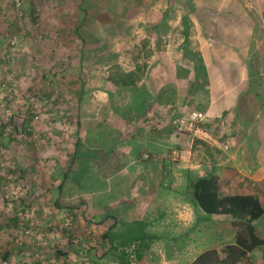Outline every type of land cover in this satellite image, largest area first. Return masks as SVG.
<instances>
[{
	"label": "rangeland",
	"instance_id": "rangeland-1",
	"mask_svg": "<svg viewBox=\"0 0 264 264\" xmlns=\"http://www.w3.org/2000/svg\"><path fill=\"white\" fill-rule=\"evenodd\" d=\"M165 1L0 0V264H93L89 253L98 256L105 247L97 236L125 202H136L130 217H157L160 208L146 206L147 198H134L141 195L136 187L144 181L132 175L134 169L119 181L97 170L96 161L101 163L104 154L113 156L111 162H124L122 153L133 141L126 131L127 114L120 108L129 92L110 79V72L139 65L142 78L149 61L156 74L164 66L166 74L161 75L174 76L181 89H189L187 76L196 59L191 54L198 49L192 33L200 34L204 54L209 46L211 51L215 46L223 49L226 40L229 47L243 46L242 52L248 48L249 58L264 38L263 10L250 0H241L248 13L242 28L239 23L244 21L227 20L229 13L221 20L216 11H231L227 6L239 11V3ZM191 13L198 17L199 30L191 29L196 21ZM151 14L166 15L165 24L157 27L162 35L155 46V32L147 37L150 24L145 17ZM208 15L224 27L207 33ZM175 21L182 27L172 29ZM183 22L190 28L185 39ZM225 53L237 54L232 48ZM163 208V217L147 227L157 238L145 264H187L211 246L217 230L213 215L195 207L197 228L182 232L174 225L175 212ZM261 224L264 217L256 224L258 232ZM90 246L94 250L87 251ZM255 256L250 264H264L261 255Z\"/></svg>",
	"mask_w": 264,
	"mask_h": 264
},
{
	"label": "crops",
	"instance_id": "crops-1",
	"mask_svg": "<svg viewBox=\"0 0 264 264\" xmlns=\"http://www.w3.org/2000/svg\"><path fill=\"white\" fill-rule=\"evenodd\" d=\"M159 1H161L160 4H166L165 0ZM193 2L210 3L212 0H193ZM215 2L218 4L239 3V11L237 7L231 6H227L231 9L229 12L225 11L226 7L216 11L221 13V20H226L223 16L229 13L230 18L227 20L240 19L244 23L240 22L239 27L247 26L248 13L245 9L247 3L241 0ZM250 2L258 5L264 15V0H250ZM213 11L215 12L214 8ZM193 14L191 13V20L196 18V21L190 22L191 29L196 26L197 30L201 25L197 15ZM188 19L190 18L185 20ZM145 20H148L150 24L147 37L155 32L156 39L153 42L155 46L162 35L157 27L165 24L166 15L159 14L157 18L151 14L145 17ZM177 24L175 21L172 29L176 26L182 27V24ZM183 25L185 39L190 28L185 22ZM224 25L210 20L207 33H215L216 31H212L213 28L216 26L222 28ZM220 31L226 32L223 29ZM193 34L198 39L196 44L198 49L191 54H195L196 59L192 60L191 73L187 76V82H190L189 89L186 86L181 89L178 79L174 76L169 78L164 76L166 74L164 66L160 65L156 74L154 63L149 61L144 75L136 86L119 85L121 90L126 88L129 92L126 95V102L122 101L120 108L125 109L127 114L126 131L133 141L128 143L126 150L122 153V156H126L124 166L113 176L119 181L122 180L123 174L127 175L126 172L134 169L132 175L144 180L136 187V192L140 191L141 195L136 193L134 198L136 201L138 198L143 200L147 198L146 206L151 204L152 207L156 206L155 209L160 208L157 217H152L154 219L151 218L149 225L163 217V212H166L163 207H166L168 212H175L174 225L180 227L182 232L194 225L197 228L198 224L195 219V207L182 195L185 187V171L197 175H215L222 194H254L264 206V38H261L254 47L256 60L250 68L247 63L248 48L242 52L243 46L229 47V43L223 40L222 48L228 46L226 51L232 48L238 55L227 54L219 46L212 47L211 51L209 45L208 54H204L201 51L202 43L199 44L200 34ZM188 36L193 37L190 34ZM205 46H207L206 42L203 43V47ZM199 52L202 54L199 55ZM134 68L135 66L132 70ZM163 73L164 75H161ZM167 83L176 84L177 87ZM167 86L170 89H167ZM172 93L174 95H170ZM191 111L201 112L203 118L186 129L178 130L172 127L175 118L183 117ZM140 166L143 168L142 171ZM129 174L131 175V171ZM132 202H125L121 212L117 209L113 217L120 216L126 221L141 219L130 217L133 209L131 207L136 204L135 201ZM152 207H149L150 210ZM145 211H148V208ZM263 217L264 215L261 218ZM163 219L170 220L169 217ZM260 219L255 222V226ZM210 220L217 222L216 236L210 247L220 248L233 243L235 228L232 225V218L229 215H213ZM160 221L164 225L167 224V221ZM259 230L258 234L264 237V224H261ZM258 254L261 255L260 259L258 257L261 260L263 257L260 252L250 255L256 258L255 255ZM194 258L195 256L190 261Z\"/></svg>",
	"mask_w": 264,
	"mask_h": 264
},
{
	"label": "trees",
	"instance_id": "trees-1",
	"mask_svg": "<svg viewBox=\"0 0 264 264\" xmlns=\"http://www.w3.org/2000/svg\"><path fill=\"white\" fill-rule=\"evenodd\" d=\"M251 56L247 61L250 68L256 60L254 55ZM140 71L139 65L128 72L114 69L109 77L117 85L136 86L141 79ZM78 143L79 140L76 145ZM106 156H101V163L100 159L96 161L100 166V170L97 168L98 173L103 177L114 175L124 166L119 158L111 162L110 158L113 159V156L108 159ZM184 179L182 195L187 202L209 215H229L235 228L233 243L220 248L208 247L188 264H250L254 258L250 254L254 252H260L264 258V237L258 234L255 226V222L264 215V206L257 196L244 193L222 194L215 175H197L185 171ZM64 182L65 180L58 185L60 189ZM68 208L70 211L73 209ZM149 223L144 219L120 221L113 217V223L97 236L99 243L105 246L102 253L94 257L89 253V259L93 264H145L146 252L157 238L155 233L147 230ZM91 250L94 249L90 246L87 251ZM7 257V253L3 254L2 261Z\"/></svg>",
	"mask_w": 264,
	"mask_h": 264
},
{
	"label": "built area",
	"instance_id": "built-area-1",
	"mask_svg": "<svg viewBox=\"0 0 264 264\" xmlns=\"http://www.w3.org/2000/svg\"><path fill=\"white\" fill-rule=\"evenodd\" d=\"M203 118V114L199 111H191L187 115L177 118L173 123L178 130L186 129L189 126L195 125L196 122Z\"/></svg>",
	"mask_w": 264,
	"mask_h": 264
}]
</instances>
